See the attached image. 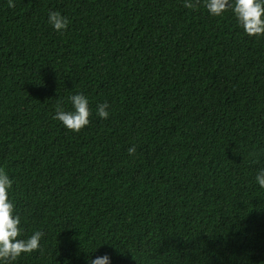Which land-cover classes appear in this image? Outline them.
Listing matches in <instances>:
<instances>
[{
    "label": "trees",
    "instance_id": "obj_1",
    "mask_svg": "<svg viewBox=\"0 0 264 264\" xmlns=\"http://www.w3.org/2000/svg\"><path fill=\"white\" fill-rule=\"evenodd\" d=\"M13 4L0 0V168L22 238L44 233L14 264H264V36L205 0ZM76 93L92 109L78 133L53 119Z\"/></svg>",
    "mask_w": 264,
    "mask_h": 264
},
{
    "label": "clouds",
    "instance_id": "obj_2",
    "mask_svg": "<svg viewBox=\"0 0 264 264\" xmlns=\"http://www.w3.org/2000/svg\"><path fill=\"white\" fill-rule=\"evenodd\" d=\"M13 0H9V7H13ZM191 6V5H188ZM205 8L210 16L220 17L231 10L237 24L248 36H264V0H205ZM47 23L56 32L62 33L68 27V18L59 11H49ZM67 101L70 110H65L63 101L57 100L53 119L73 132H80L90 124L92 109L89 98L83 93L69 95ZM109 104L107 102L96 105L95 114L100 119L109 118ZM136 152L135 146L128 148L129 155ZM255 182L264 189V167L256 170ZM13 180L0 168V264H14L22 254L36 250L43 251L40 243L44 233L36 230L27 238H22L23 228L21 217L15 211L14 200L11 196ZM88 264H112L108 254L89 257Z\"/></svg>",
    "mask_w": 264,
    "mask_h": 264
}]
</instances>
